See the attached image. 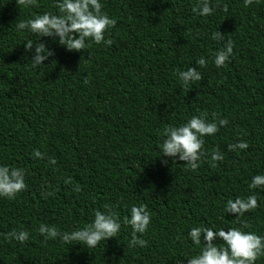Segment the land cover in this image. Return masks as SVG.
I'll list each match as a JSON object with an SVG mask.
<instances>
[{"label":"trees","instance_id":"trees-1","mask_svg":"<svg viewBox=\"0 0 264 264\" xmlns=\"http://www.w3.org/2000/svg\"><path fill=\"white\" fill-rule=\"evenodd\" d=\"M100 2L115 20L105 31L111 44L89 40L77 51L15 27L45 11L60 15L54 0H0V166L22 169L25 182L13 198L0 197V264H187L199 251L191 227L264 236V186L249 188L264 175V0H209L206 16L198 0ZM227 41L232 53L217 68L213 55ZM38 43L51 54L34 67ZM189 67L201 79L185 86L178 73ZM194 115L227 123L203 137L192 169L160 156L159 145L165 128ZM241 141L247 148H229ZM213 151L222 156L214 167ZM253 194L256 207L239 218L224 211L228 200ZM133 204L150 214L137 234L143 247L129 246L123 223ZM106 205L121 227L92 249L39 232L41 224L71 232ZM13 230L28 239H12ZM212 243L224 246L220 237Z\"/></svg>","mask_w":264,"mask_h":264},{"label":"clouds","instance_id":"clouds-1","mask_svg":"<svg viewBox=\"0 0 264 264\" xmlns=\"http://www.w3.org/2000/svg\"><path fill=\"white\" fill-rule=\"evenodd\" d=\"M34 0H17L18 5L30 6ZM249 0H245L247 4ZM55 7L60 15L50 14L45 11L37 14L27 20H18L16 29L27 30L30 33H36L42 36L58 37V43L65 46L68 50H81L86 48V41L99 44H111L110 39H105L106 29L115 24V20L101 11L100 0H54ZM212 7L209 0H198V14L201 16L210 15ZM212 39H219L221 33L213 32ZM32 40L24 44L27 51L32 47ZM232 53V42L227 41L224 47L216 51L212 58V63L217 67H222L230 54ZM50 50L45 45L38 43L35 47L31 64L35 67L41 65ZM198 65L203 66L206 61L200 58L196 61ZM178 79L182 85L201 79L200 72L193 67L187 70L179 71ZM226 119L218 121L219 126H224ZM216 121L206 122L203 115L192 116L186 122L177 126H170L164 129L165 138L159 145V150L163 157L173 158L186 162L192 169L197 167V162L204 156L202 148L203 137L213 135L218 131ZM230 149H245L246 142H238L229 145ZM34 156L40 157V152L34 151ZM222 159L219 151H213L210 154V162L215 166V161ZM51 163H55L54 160ZM264 186V175H255L252 177L249 188ZM25 188L24 172L19 168H10L6 165L0 166V197L13 198L18 192ZM78 190V189H77ZM257 205L256 196L249 195L246 198L237 197L234 200H228L225 204L226 213H235L237 218L243 215L247 210L255 208ZM106 211H97L91 222L83 227L77 228L71 232H58L51 226L41 224L39 232L45 241L48 239H59L65 243L73 242L82 244L88 249H92L102 240L116 236L121 227V221L116 214L105 206ZM129 215L123 220V223L131 228V240L129 246L143 247L146 241L140 238L146 232L150 223V214L144 204H133L128 208ZM12 239L23 243L28 239V232L13 230L7 234ZM203 236V246L201 247ZM215 237L222 238L223 245L217 247L212 243ZM188 238L193 245L199 247L198 253L187 259V264H255L257 258L264 255V236H259L254 232L242 231L239 228L212 227H191L188 231Z\"/></svg>","mask_w":264,"mask_h":264}]
</instances>
